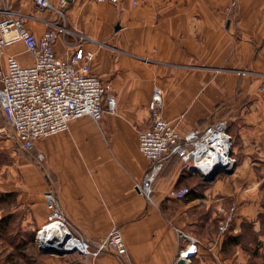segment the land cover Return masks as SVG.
I'll return each instance as SVG.
<instances>
[{
	"label": "crops",
	"instance_id": "obj_1",
	"mask_svg": "<svg viewBox=\"0 0 264 264\" xmlns=\"http://www.w3.org/2000/svg\"><path fill=\"white\" fill-rule=\"evenodd\" d=\"M231 1L69 0L70 32L58 38L55 51L64 59L77 45L94 51L93 72L109 83L117 112H105L99 121L76 118L68 130L42 137L26 151L0 110V133L11 131L0 136L1 152L11 163L0 172V193H16L13 215L37 233L49 222L46 194L52 191L73 228L96 240L119 227L128 253L120 258L110 252H45L44 264H174L189 243L181 231L203 242L188 264H264V99L256 92L264 82V0H238L234 10ZM6 7L24 14L39 35L60 22L36 0H0V15ZM237 33L252 34L258 53ZM8 55L24 65L35 62L22 41L4 48L0 65ZM155 88L163 93V117L181 134L228 120L236 162L227 167L235 165L231 173L207 181L206 169H187L173 155L149 202L135 184L150 164L139 130L150 125ZM195 175L201 179L196 194L169 197ZM231 203L237 204L236 217L219 238L221 206Z\"/></svg>",
	"mask_w": 264,
	"mask_h": 264
},
{
	"label": "built area",
	"instance_id": "obj_2",
	"mask_svg": "<svg viewBox=\"0 0 264 264\" xmlns=\"http://www.w3.org/2000/svg\"><path fill=\"white\" fill-rule=\"evenodd\" d=\"M36 1L43 8L52 9L60 20L53 22L41 35L28 27L24 14L6 7V14L0 15V55L9 43L22 41L35 58L33 64L24 65L14 55H8L6 65H0V110L14 128L18 147L26 151L32 150L38 139L68 130L76 118L87 115L99 121L105 112H117V100L109 83L93 72L94 51L77 45L68 59L60 57L55 51L58 38L70 32L66 14L69 0H60L58 5L51 4L49 0ZM97 1L117 3L121 0ZM236 2L234 0L233 3ZM148 106L151 121L147 128L139 130V146L150 164L135 188L149 202H153L155 182L169 158L179 155L185 168L193 170L192 164L197 161L208 162L217 157L225 143H230L231 150L232 137L226 119H217L204 128L181 134L173 122L163 117L164 97L158 88L154 89ZM230 156L236 162L233 155ZM38 159L44 160V154L39 153ZM190 192L188 186L173 188L169 197L182 200ZM46 195L51 202L49 222L55 221L59 224L58 230H64L66 250H77L93 257L110 252L122 258L128 253L119 227H114L100 239L92 240L73 228L52 191ZM221 211L219 238L232 226L237 205L233 203L228 208H221ZM44 227L38 231L39 245L44 241L41 235ZM180 234L189 243L180 250L174 264H179L180 259L187 264L198 254L203 242L182 231ZM72 241L75 244L69 246Z\"/></svg>",
	"mask_w": 264,
	"mask_h": 264
},
{
	"label": "rangeland",
	"instance_id": "obj_3",
	"mask_svg": "<svg viewBox=\"0 0 264 264\" xmlns=\"http://www.w3.org/2000/svg\"><path fill=\"white\" fill-rule=\"evenodd\" d=\"M103 2V1H100ZM110 2V1H109ZM234 0H232L231 3V9L234 10L238 6V0L234 4ZM239 39L245 40L247 42L252 41L253 44L256 47V52L260 49L258 46V41H255L252 38V34H244V33H237ZM249 39V40H248ZM258 53V52H257ZM234 66V65H233ZM217 68V67H216ZM223 69L227 70H233L232 67H221ZM234 71L240 73L242 71H248L245 68L244 69H234ZM257 95L264 99V82L259 84L256 87ZM245 103L249 104L250 101L248 98L245 100ZM228 121V120H227ZM229 132V129H228ZM11 134V131L9 128H7V132L0 133V136ZM1 139V137H0ZM36 144V143H35ZM2 142L0 141V148H1ZM17 146V145H16ZM35 148V146H34ZM33 148V149H34ZM39 154V153H38ZM37 154V158H38ZM234 157V156H233ZM235 158V157H234ZM43 161V160H42ZM10 161L7 158L6 155L1 152L0 149V172H3L4 168L8 169ZM227 173L220 172L216 175L215 179L218 177H221ZM6 179V178H5ZM1 180V178H0ZM9 180V179H7ZM12 180V179H11ZM10 180V181H11ZM201 179L199 176L195 175L191 178L190 184L187 185L189 188H192V186H196ZM9 181V182H10ZM8 188H12L11 184H6ZM184 187V186H182ZM181 188V187H176ZM15 193V192H14ZM0 198V264H44L45 258L47 254L45 251H43L39 247V242L37 239L38 231H36L29 227V226H23L21 216L20 215H13V209H14V201L17 199L14 195ZM16 194V193H15ZM233 203L229 205H222L221 208H228ZM237 205V204H236ZM222 212L220 211V214ZM237 214V212H236ZM236 217V215H235ZM234 217V219H235ZM3 220V221H2ZM234 222V221H233ZM220 223V221H219ZM218 223V234L220 233V224ZM233 224V223H232ZM232 227V226H231ZM230 227V229H231ZM230 229L223 234L224 236L230 231ZM60 250V249H59Z\"/></svg>",
	"mask_w": 264,
	"mask_h": 264
},
{
	"label": "bare ground",
	"instance_id": "obj_4",
	"mask_svg": "<svg viewBox=\"0 0 264 264\" xmlns=\"http://www.w3.org/2000/svg\"><path fill=\"white\" fill-rule=\"evenodd\" d=\"M217 157L214 159L206 162V161H197L196 164H192L191 169L197 168L198 170H205L207 173H212V171H215L216 168H226L233 165L234 160L230 156V143H225V146L223 147V150L218 152ZM59 224H57L55 221H51L47 223L44 227V231L41 232V235L43 236V244L45 247H53L55 249L64 250L66 249V244L63 242L65 240V234L64 230L59 231L58 230ZM54 236H58L56 238H53ZM60 236V237H59ZM75 244V241H72L69 246H72ZM188 264V263H187Z\"/></svg>",
	"mask_w": 264,
	"mask_h": 264
},
{
	"label": "water",
	"instance_id": "obj_5",
	"mask_svg": "<svg viewBox=\"0 0 264 264\" xmlns=\"http://www.w3.org/2000/svg\"><path fill=\"white\" fill-rule=\"evenodd\" d=\"M230 154H232V151L230 150ZM234 168H235V165L232 167V168H216V170L215 171H212V173H209L208 175H205L204 174V176H205V179L207 180V181H210V180H213L215 177H216V175L218 174V173H220V172H225V173H231L233 170H234ZM195 172H201L200 170H198V169H193ZM202 173V172H201ZM39 247L43 250V251H45V252H70V250H66V249H64V250H59V249H55V248H53V247H51V246H47V247H45V245H39ZM179 264H185V260L184 259H180L179 260Z\"/></svg>",
	"mask_w": 264,
	"mask_h": 264
},
{
	"label": "trees",
	"instance_id": "obj_6",
	"mask_svg": "<svg viewBox=\"0 0 264 264\" xmlns=\"http://www.w3.org/2000/svg\"><path fill=\"white\" fill-rule=\"evenodd\" d=\"M164 170V169H163ZM162 173V172H161ZM191 189V192L189 193V195L188 196H192V194L193 193H195L196 194V190H195V188L193 187V188H190ZM13 193L14 192H1L0 193V198H3V197H8V196H12L13 195ZM14 195L16 196V194L14 193ZM187 196V197H188ZM194 196V195H193ZM186 197V198H187ZM3 221V220H2Z\"/></svg>",
	"mask_w": 264,
	"mask_h": 264
}]
</instances>
